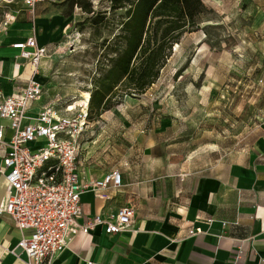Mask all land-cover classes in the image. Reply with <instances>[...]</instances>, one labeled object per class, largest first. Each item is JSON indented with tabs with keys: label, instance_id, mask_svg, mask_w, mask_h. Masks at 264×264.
<instances>
[{
	"label": "rangeland",
	"instance_id": "1",
	"mask_svg": "<svg viewBox=\"0 0 264 264\" xmlns=\"http://www.w3.org/2000/svg\"><path fill=\"white\" fill-rule=\"evenodd\" d=\"M167 1L65 2L72 20L47 58L51 91L43 98L79 105L90 94L79 138L84 164L152 181L247 148L264 123V0H203L210 10L173 45L155 83L134 97L121 89L149 21Z\"/></svg>",
	"mask_w": 264,
	"mask_h": 264
},
{
	"label": "crops",
	"instance_id": "2",
	"mask_svg": "<svg viewBox=\"0 0 264 264\" xmlns=\"http://www.w3.org/2000/svg\"><path fill=\"white\" fill-rule=\"evenodd\" d=\"M65 5L64 1L45 2L29 10L20 0L0 2V101L24 87L33 74L29 59L12 44L33 35L48 50L35 76L43 94L30 103L29 117L54 101L43 98L51 91L45 73L72 20V14L64 13ZM5 13L14 18L7 26H3ZM29 121L24 119L23 124ZM8 124L0 118L4 142L12 135ZM255 130L252 142L241 151L202 169L152 181L138 180L125 168L89 166L77 157L80 180L100 178L113 169L122 176L119 188L101 191L105 197L90 190L81 194L80 221L94 215L107 217L122 206H132L134 218L118 233H106L103 225H97L89 233L74 234L49 264H264L260 263L264 258V123ZM8 148L0 143V165ZM6 196L7 181L0 175V202ZM29 233L19 231L10 214L0 213V264H27L25 254L11 250L22 234Z\"/></svg>",
	"mask_w": 264,
	"mask_h": 264
},
{
	"label": "built area",
	"instance_id": "3",
	"mask_svg": "<svg viewBox=\"0 0 264 264\" xmlns=\"http://www.w3.org/2000/svg\"><path fill=\"white\" fill-rule=\"evenodd\" d=\"M17 0H0L13 3ZM29 10L40 3H58L65 0H20ZM13 16L4 14L3 26ZM24 58L29 59L32 77L24 87L0 101V118L9 122L12 135L3 141V125H0V143L7 144L0 165V175L7 181V196L0 202V213H8L22 234L15 254L26 255L27 264H49L77 233H89L97 225H103L106 233L126 230L134 218L132 206H122L107 217L83 216L80 196L93 191L97 196L107 187L119 188L122 176L113 169L102 177L80 180L76 161L80 150L79 138L90 118L89 99L85 104L61 103L59 100L40 107L32 117L26 115L29 105L43 94V85L35 76L42 59L48 55L39 46L35 36L13 43ZM24 119H29L23 124ZM198 231L190 230L189 234ZM264 263V258L260 259Z\"/></svg>",
	"mask_w": 264,
	"mask_h": 264
},
{
	"label": "trees",
	"instance_id": "4",
	"mask_svg": "<svg viewBox=\"0 0 264 264\" xmlns=\"http://www.w3.org/2000/svg\"><path fill=\"white\" fill-rule=\"evenodd\" d=\"M78 1L64 2L73 6L74 3L78 4ZM79 4L84 11L90 13L91 6L88 2ZM209 10L203 0H168L162 4L149 21L145 37L134 51L121 89L133 97L144 93L158 79L161 69L171 55L173 45L177 44L184 34L198 30L202 16ZM116 94L114 91L108 97L105 108Z\"/></svg>",
	"mask_w": 264,
	"mask_h": 264
},
{
	"label": "bare ground",
	"instance_id": "5",
	"mask_svg": "<svg viewBox=\"0 0 264 264\" xmlns=\"http://www.w3.org/2000/svg\"><path fill=\"white\" fill-rule=\"evenodd\" d=\"M88 99H89V94L86 96V98L85 97L83 98V100L80 102L79 105L85 104Z\"/></svg>",
	"mask_w": 264,
	"mask_h": 264
}]
</instances>
